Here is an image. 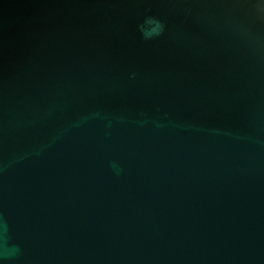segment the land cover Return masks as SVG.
<instances>
[{
  "label": "water",
  "instance_id": "95a60500",
  "mask_svg": "<svg viewBox=\"0 0 264 264\" xmlns=\"http://www.w3.org/2000/svg\"><path fill=\"white\" fill-rule=\"evenodd\" d=\"M257 4L0 0V264H264Z\"/></svg>",
  "mask_w": 264,
  "mask_h": 264
},
{
  "label": "clouds",
  "instance_id": "9594fccd",
  "mask_svg": "<svg viewBox=\"0 0 264 264\" xmlns=\"http://www.w3.org/2000/svg\"><path fill=\"white\" fill-rule=\"evenodd\" d=\"M257 12H264V5L257 4ZM165 25L162 21L156 19L155 17H146L144 22L139 26L140 31L145 39H151L159 36L163 33ZM5 231L7 230V225H4Z\"/></svg>",
  "mask_w": 264,
  "mask_h": 264
}]
</instances>
